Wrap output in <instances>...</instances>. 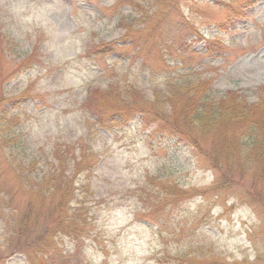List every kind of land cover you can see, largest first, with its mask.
<instances>
[{
  "label": "rangeland",
  "instance_id": "obj_1",
  "mask_svg": "<svg viewBox=\"0 0 264 264\" xmlns=\"http://www.w3.org/2000/svg\"><path fill=\"white\" fill-rule=\"evenodd\" d=\"M134 1L135 6L132 0H0L1 40L12 45L11 51L0 53V98L25 94L15 107L0 106V119L9 113L7 119L18 121L14 137L22 156L35 160L36 176H42L55 150L86 144L97 155L85 194L97 227L95 237L78 246L63 240L58 264H175L178 256L198 264H264V205L257 203L264 197V184L236 174L229 196H198L180 209L167 208L159 220L138 197L147 178L198 194L213 184L209 164L179 139L153 138L139 118L105 129L82 111L95 92L96 97L115 96L109 100L113 105L153 108L155 98L163 99L171 87L203 81H211L218 96L239 92L249 103H257L264 88V0H253L248 18L212 52L215 22L224 17L215 6L233 0H195L208 8L204 14L192 13L187 0H169L153 19L167 23L170 38L161 51L151 52L152 57L145 53L144 58L132 47L152 46V40L126 39L130 28L133 33L128 35L138 36L137 29L145 27L138 25L143 19L136 6L148 4ZM177 8L185 26L175 21ZM108 44L118 50L94 52ZM35 50L38 57L27 64L33 65L22 67ZM9 149V154L18 152ZM8 161L0 150V264H28L17 244L36 228L41 232L54 213L48 203L44 214L36 216L41 207L36 202L27 220L29 199L18 189ZM23 223L25 233L19 238Z\"/></svg>",
  "mask_w": 264,
  "mask_h": 264
},
{
  "label": "trees",
  "instance_id": "obj_2",
  "mask_svg": "<svg viewBox=\"0 0 264 264\" xmlns=\"http://www.w3.org/2000/svg\"><path fill=\"white\" fill-rule=\"evenodd\" d=\"M145 1L148 5L136 6L138 15L143 19V23L138 25L140 28L142 25L145 27L141 30L137 29L138 36H135L136 32L128 35L133 33V28H130L126 37L127 40L131 38L140 39V41L143 39L145 42L152 40V46L143 43L140 49L132 47L141 58L146 57L145 53L152 57L151 52H155L158 48L161 51L171 34V32L168 34L167 23L164 20L157 22L153 19L158 18L157 13H162L165 3L169 0H144L143 2ZM132 5L135 6L136 1L132 0ZM253 5V0H233L224 6H215L220 8L224 17L215 22L217 35L210 44L211 52L213 48L222 45L224 36L232 28L248 18ZM187 7L194 14H204L208 9L203 8L195 0H187ZM177 10L179 14L175 21L185 26V18L178 8ZM152 11L153 14H151ZM130 27L134 26L131 24ZM191 29L193 31L194 28L191 27ZM11 46L9 40L6 42L1 40L0 34V53L11 51ZM116 50H118L116 44H108L93 51L99 55H106L109 51L116 52ZM37 51L35 50L32 56L22 62V67L30 68L33 65L27 64L32 58L38 57ZM97 94L99 93L95 92L92 95L95 98H90L82 108L83 112H88V116L95 118L96 126L105 129L123 127L139 118L144 129L151 130L153 138L179 139L202 156L214 173L212 186L198 194L181 189L170 182H157L148 177L146 186L140 189L138 197L153 217L163 220L167 208L180 209L198 196L207 200L209 198L223 199L229 196L237 183L236 174L243 179L251 178L260 186L264 184V88L260 90L259 101L249 103L239 92L230 91L218 96L215 94L213 83L203 81L193 87H171L163 99L155 98L153 108L124 102L113 105L109 100L115 96L107 99V97H96ZM23 96H25L24 93L11 98L2 96L0 106L6 108L9 104L15 107V102ZM97 99L99 101H95ZM139 101L141 100H136V103ZM8 114L4 113L3 118L0 119V150L4 152L7 160L11 159V162H8L12 165L15 179L19 183L18 189L29 199L27 220L37 208L36 202L41 205L37 208L36 216L44 214V208L48 203L52 208L51 215L54 213L53 221L47 223L41 232L37 233V228L31 235L30 231L26 232L30 236L26 240H18L20 242H17L16 250L24 255L28 264H58L57 258L61 253L60 246L63 240H70L78 246L95 237L94 229L97 227L87 208L85 194L89 192L86 182L94 173L97 155L86 144L74 145L67 151L55 150L47 162V172L42 176H36L35 160L22 156L23 150L14 137L18 121L16 123V118L7 119ZM10 144H12L11 147ZM9 148L18 152L9 154ZM81 175L86 177L81 180ZM76 185L79 187L76 188ZM253 188L257 187L254 185ZM243 198L254 206L255 202L247 197ZM2 202L6 203L4 200ZM257 203L264 205V197H260ZM25 227L24 223L19 226L21 230L19 238L24 236ZM175 262V264H198L185 256H178ZM220 263L248 264V261Z\"/></svg>",
  "mask_w": 264,
  "mask_h": 264
}]
</instances>
